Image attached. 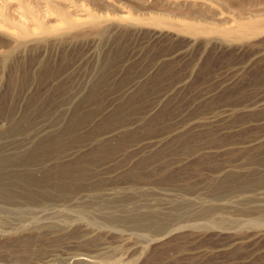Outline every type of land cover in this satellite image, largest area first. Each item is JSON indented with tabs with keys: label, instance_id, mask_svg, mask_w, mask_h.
Returning a JSON list of instances; mask_svg holds the SVG:
<instances>
[{
	"label": "rangeland",
	"instance_id": "obj_1",
	"mask_svg": "<svg viewBox=\"0 0 264 264\" xmlns=\"http://www.w3.org/2000/svg\"><path fill=\"white\" fill-rule=\"evenodd\" d=\"M45 1L0 0L63 28L0 32V264H264V0Z\"/></svg>",
	"mask_w": 264,
	"mask_h": 264
},
{
	"label": "bare ground",
	"instance_id": "obj_2",
	"mask_svg": "<svg viewBox=\"0 0 264 264\" xmlns=\"http://www.w3.org/2000/svg\"><path fill=\"white\" fill-rule=\"evenodd\" d=\"M47 1H48V3L46 4ZM50 1L51 0H46L44 2L47 5L46 7H50L51 6L50 5L51 4ZM27 11H28V13L30 15L35 17L36 13L33 10L29 9ZM54 13H55L54 11H51V9H48L47 11H43L42 15H40V14L36 15V17H35L36 19L34 20L35 24L31 23V22H27L28 20L27 21L26 20L25 21L22 20L23 18H25L24 16H26V14L21 17L22 19L19 18V20L16 21L17 23H15L16 24L15 26H9L4 21H0V32H2L4 35H6L10 39H18L20 37V35L21 36H26V35L27 36H40L41 34L54 32V31H60L63 28L59 24L56 25V26H48V24H50L49 21L51 19H53L50 16L54 15ZM21 14L23 15L24 13L21 12ZM91 14H89V15L87 14V16L88 17H93L92 21L89 20L88 18L79 19V18L71 17L69 14L68 15H62V14L59 15L58 14V16H60V18H61V21H60L61 24H64V25H67V26H70V27H76V26H79L81 24H88V23H91V22L93 23L94 22L93 20L96 19V17L92 16L93 14L92 15ZM129 14H131V13H129ZM120 18L121 19L128 18V12L123 11V13L120 16ZM190 21H192V19ZM34 26L37 29H32Z\"/></svg>",
	"mask_w": 264,
	"mask_h": 264
}]
</instances>
